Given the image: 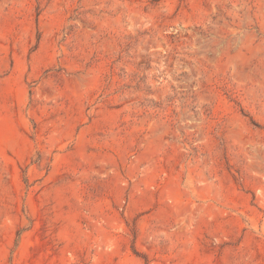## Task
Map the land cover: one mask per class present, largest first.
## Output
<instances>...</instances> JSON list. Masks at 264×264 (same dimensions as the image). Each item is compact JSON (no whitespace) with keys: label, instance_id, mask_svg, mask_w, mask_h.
Wrapping results in <instances>:
<instances>
[{"label":"rangeland","instance_id":"374dc122","mask_svg":"<svg viewBox=\"0 0 264 264\" xmlns=\"http://www.w3.org/2000/svg\"><path fill=\"white\" fill-rule=\"evenodd\" d=\"M0 264H264V0H0Z\"/></svg>","mask_w":264,"mask_h":264}]
</instances>
